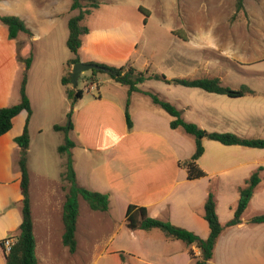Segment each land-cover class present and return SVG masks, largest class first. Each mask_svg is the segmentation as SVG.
Instances as JSON below:
<instances>
[{
    "label": "crops",
    "instance_id": "crops-1",
    "mask_svg": "<svg viewBox=\"0 0 264 264\" xmlns=\"http://www.w3.org/2000/svg\"><path fill=\"white\" fill-rule=\"evenodd\" d=\"M100 1L98 8L92 10L84 20L88 33L82 37L79 62L115 67L129 64L138 71L154 73L147 66L140 70L136 68L139 63L136 56L139 42L129 21L121 18L117 20L116 15L101 13L98 20L89 24L90 18L99 13L103 6H108L110 12H115V7H122V0ZM66 3L57 9H48L51 15L59 17L66 6L68 16L60 22L61 27H65L67 20L76 14L69 10L70 1ZM137 7L134 6L138 12ZM143 20L142 16L141 22ZM25 26L31 33V40H39L38 34L33 35L31 28L27 24ZM67 36L68 30L67 35L63 36L65 43ZM72 57L70 53V58L62 62L61 75L66 61ZM31 63L25 87L31 109L27 124L30 142L26 158L37 264L78 263L76 257H87L90 253L89 239L93 241V248H99L98 252L95 250L92 253L93 263L100 259H111L120 264L124 259H130L139 264H194L188 250L191 249L197 258L199 251L195 246L187 247L179 241H168L156 230L144 232L126 228L127 206L144 207L149 217L169 221L206 239L209 229L202 215L208 190L211 188L214 193L216 214L224 226L233 217L239 189L258 168H262L259 174L261 181L241 216V223L223 229L216 241L213 257L206 264H264V223L248 222L251 217L264 213V149L224 146L203 139L204 151L197 164L206 173V177L187 180L185 170L178 163L193 154L194 138L180 128L172 130L169 126L171 117L142 93L149 92L143 89V85L161 81L147 80L138 86L141 92L130 94L128 114L132 126L128 129L124 115L127 93L125 98L103 95L97 75L94 82H88L89 85L96 84V90L88 92L86 96L83 92L82 97L73 105L65 93L55 119L49 124L52 133L41 138L42 130L37 126V104L34 105L30 92L38 72L33 71ZM60 79L61 76L59 82ZM218 79L222 83V78ZM163 84L159 87L161 90L176 86ZM94 92L97 94L90 95ZM185 94L160 92L156 95L180 110L186 122L206 130L204 118L217 113L209 115L197 110L188 102ZM220 117L231 121L227 114H221ZM26 118L27 113L20 112L12 119L10 130L0 136V241L16 236L21 224L22 195L16 164L20 149L14 140L22 134ZM68 121L72 124L68 137L74 144L70 154L78 186L108 196L107 211H92L85 207L84 215L81 207L84 200L78 198L74 253H69L62 244L65 192L61 174L64 170V157L57 153L62 135L53 130L54 125L62 126ZM208 132L231 133V130L214 128ZM232 133L242 138L264 139V136ZM47 154L51 157L50 171L45 166ZM250 210L254 212L246 215ZM0 264H5V253L1 247Z\"/></svg>",
    "mask_w": 264,
    "mask_h": 264
},
{
    "label": "rangeland",
    "instance_id": "rangeland-1",
    "mask_svg": "<svg viewBox=\"0 0 264 264\" xmlns=\"http://www.w3.org/2000/svg\"><path fill=\"white\" fill-rule=\"evenodd\" d=\"M65 2L68 3V0H0V16H17L31 28L33 35L37 33L39 36V40H31V33L9 39L7 28L0 22V106L8 107L19 102L24 64L31 58L33 71L38 72L30 92L34 105L37 104V126L42 130L41 138L52 133L49 124L55 119V113L65 98L59 77L61 64L70 58V53L63 41L67 27H61L60 22L67 18V8L64 7V13L59 17L51 15L48 10L57 9ZM121 3L122 7H115V12L103 6L90 18L89 24L98 20L101 13L129 21L139 42L137 69L147 66L151 72L170 79L222 78L223 86L238 89L245 85L254 93L241 98H228L179 86L161 90L159 87L164 85L163 82L145 84L143 89L154 95L160 92L184 95L187 92L188 102L197 110L209 115L217 113L204 118L207 131L228 128L231 133L264 136V0H243V10L239 12L235 9L236 0H122ZM82 5L88 7L89 4L82 2ZM137 5L149 11L145 24L134 8ZM177 30L182 31L185 42L170 33ZM90 74L91 71L85 72L76 84L85 96L88 93L84 87L89 86ZM96 75L103 95L126 97L125 86L114 82L105 73ZM25 76L27 80V72ZM221 114L229 115L231 121L222 119ZM32 141L35 145V135ZM47 155L45 166L50 171L51 157ZM81 207L84 215L88 206L83 201ZM253 212L250 210L246 215ZM88 243L90 253L79 258L81 261L76 257L78 263L75 264H117L111 259L93 263L92 253L99 248L91 246L92 239ZM120 264L139 263L124 259Z\"/></svg>",
    "mask_w": 264,
    "mask_h": 264
},
{
    "label": "trees",
    "instance_id": "trees-1",
    "mask_svg": "<svg viewBox=\"0 0 264 264\" xmlns=\"http://www.w3.org/2000/svg\"><path fill=\"white\" fill-rule=\"evenodd\" d=\"M70 11H76V14L67 20L68 36L66 39V48L72 54V58L67 60L62 71L60 83L65 89L66 96L71 100L73 105L82 97L83 91L76 87L72 89L70 83L71 66L79 62L78 52L82 46V37L88 33V29L84 26V20L89 16L92 10L97 9L99 4L97 0H70ZM82 2H87L88 7L83 6ZM243 0H236L235 9L237 12L243 10ZM137 10L144 17L143 23L149 17V11L142 6H138ZM0 22L7 28L9 39H15L19 34H30L29 29L24 22L14 15L0 16ZM173 36L182 41H186L181 30L171 31ZM31 58L25 61V73L29 69ZM96 64L100 69L92 70L89 76L91 82L95 81L97 73L107 74L114 82L127 88V100L125 105V120L127 128L130 129L132 124L128 114L129 96L132 92H141L138 86L147 80L161 81L166 84L182 86L185 88L200 89L209 94L226 96L228 98H241L245 95H252L254 92L245 85H241L238 89H231L223 86L218 78H173L167 79L163 74L149 73L148 70L138 71L131 65L115 67L105 64ZM22 76L19 88V102L17 104L0 108V136L7 133L12 124V119L20 112L27 113L26 122L22 134L15 138V143L19 147V156L17 159V169L20 173V192L21 201V224L18 234L13 238L14 244L10 250L5 253V264H37L35 256V240L32 232V221L30 213L29 200V175L27 170V150L29 147V134L27 130L28 120L31 114L30 103L26 95V76ZM82 77V76H81ZM79 77L78 79H80ZM148 96L153 105L159 107L168 116L171 117L169 123L170 128H180L184 133L194 138V152L190 158L180 161L179 167L186 172L187 180H196L206 177V173L198 166L197 160L203 154V139L215 141L224 146H241L252 149H264V139L259 138H242L230 132H208L201 129L196 124L186 122L182 118V113L175 106L167 101L160 99L157 95L150 92H142ZM72 129V124L68 121L65 125H54L53 130L62 135V143L57 147V153L64 157V170L61 174L63 182V190L65 192L62 207V244L68 249L69 253L76 251L75 229L78 216V198H82L92 211L105 212L108 209V196L98 192L89 191L79 187L76 182V176L73 169V161L70 150L74 146L68 137V132ZM262 168L254 171L243 186L239 189V198L233 212V217L223 226L220 224L216 214V201L211 188L207 192V197L203 204V219L208 225L209 234L206 239H202L193 232L184 228L177 227L169 221H161L151 218L147 215L146 208L128 205L125 212V226L129 230H142L149 232L158 230L168 241H179L187 247L195 246L199 255L196 258L191 249L188 255L194 264H206L213 257V251L216 241L225 227H233L241 223V216L248 207L250 199L259 185L260 172ZM251 224H263L264 213L251 217L248 221ZM121 258H123L121 256Z\"/></svg>",
    "mask_w": 264,
    "mask_h": 264
},
{
    "label": "water",
    "instance_id": "water-1",
    "mask_svg": "<svg viewBox=\"0 0 264 264\" xmlns=\"http://www.w3.org/2000/svg\"><path fill=\"white\" fill-rule=\"evenodd\" d=\"M99 69L100 68L94 63L78 62L72 65L71 70H70V73H71L70 83H71L72 89L76 87L77 80L82 74H84L87 71L99 70Z\"/></svg>",
    "mask_w": 264,
    "mask_h": 264
},
{
    "label": "built area",
    "instance_id": "built-area-1",
    "mask_svg": "<svg viewBox=\"0 0 264 264\" xmlns=\"http://www.w3.org/2000/svg\"><path fill=\"white\" fill-rule=\"evenodd\" d=\"M87 93L96 90V84L92 83L84 89ZM15 240L13 238H4L0 241V247L4 252H8L11 246L14 244Z\"/></svg>",
    "mask_w": 264,
    "mask_h": 264
}]
</instances>
